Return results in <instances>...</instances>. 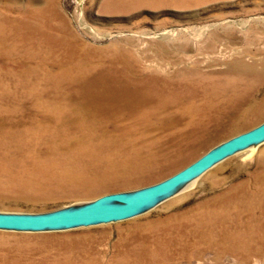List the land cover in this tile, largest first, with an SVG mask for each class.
Masks as SVG:
<instances>
[{
	"label": "rangeland",
	"instance_id": "1",
	"mask_svg": "<svg viewBox=\"0 0 264 264\" xmlns=\"http://www.w3.org/2000/svg\"><path fill=\"white\" fill-rule=\"evenodd\" d=\"M132 68L145 76L184 70L210 79L200 76L197 85L186 78L174 92L179 99L134 116L147 103L131 99L142 84L127 75ZM85 74L99 86L83 93L109 97L100 110L128 117L102 122L100 139L113 136L111 146H83L89 133L80 122L50 116ZM247 85L254 90L243 97ZM221 94L243 99L233 106ZM263 102L264 0H0V126L28 132L17 149H0V213L80 208L154 186L263 124ZM61 126L64 134L50 136ZM123 150L133 153L129 163ZM133 160L146 166L127 167ZM97 168L103 174L90 176L88 169ZM60 179L57 188L45 185ZM176 192L122 221L0 230V264H264V142Z\"/></svg>",
	"mask_w": 264,
	"mask_h": 264
},
{
	"label": "bare ground",
	"instance_id": "2",
	"mask_svg": "<svg viewBox=\"0 0 264 264\" xmlns=\"http://www.w3.org/2000/svg\"><path fill=\"white\" fill-rule=\"evenodd\" d=\"M133 63H136V62H133ZM129 64L130 63H128V66H129ZM133 65L135 66V64H133ZM133 65H131V66L133 67ZM138 65L139 64H137V67H138ZM131 66H130V68H131ZM136 68H132L130 74H127V75L132 79V82L134 81L133 82L134 84H137V82H141V81H142V84L136 85L135 89H139L140 93L133 95L131 97V99H140V100L145 101V103H147V110H145V111H142V110L141 111H134L133 110L134 116L135 115L139 116L140 114H144V115L156 114V113H158L159 107H161V105H163L166 101H169V100L170 101L171 100L176 101L177 99H179V97H180L179 94L174 93V92L178 91V88L181 87L183 80H186V78L189 81L192 80V82L193 83L195 82V84H197V85H200L202 83L201 82L202 77H204L203 78L204 82L206 81V79H210L209 75L200 74L198 72L184 71V70H181V71L179 70L175 75H172L171 77H166V78H160L158 76H148V75L145 76L142 73H141L142 75L138 74V72L141 70L136 69ZM196 74H198L199 77ZM200 76H202V77L200 78ZM90 78H91V76L89 74H85L83 76V78H81L82 82L79 86L76 87L77 89L75 92H72L70 94H69V92L65 93L66 95L65 94L64 95L67 96V99L63 100L62 103H55V106L53 107L52 112H50V116L53 115L54 120H55V118L60 119L64 123L65 122H73V121L80 122L83 129H85V131L87 133H89V134H87L88 139L86 141H81V142H84L83 146H88V147L93 146L97 149L100 145H102V146L105 145L106 147L111 146L113 144L112 140H114L113 136H109V137H105L104 139H100V135L98 132L100 130H102L101 128L105 125V124H102V122L105 120H111L114 118H116L118 120H126V119H128V117L126 116V114H123V115L121 113L114 114L112 111H108V113H106V112L100 110L101 104L108 103V101H110L109 97H104L103 95L96 94V93L89 94V95H86L85 93H83L82 90L85 87L92 89L93 87H97V85L99 86V84L93 85V83L90 82L92 78L91 79ZM135 80H139V81H135ZM231 84L233 85V83H231ZM215 86H217V85L215 84ZM253 87L254 86H252V85H247V88L241 93V95L243 97H246L247 91L252 92L254 90ZM144 88H146L147 91H144ZM154 89L159 90L160 93L154 91ZM167 89H170L171 92L169 94L165 95L164 93ZM208 89L211 90V88H208ZM208 89L206 88L205 90L208 91ZM221 95L222 96L218 97V98H220V100H224V101L228 100L227 101L228 104L233 105V106H235L236 104L238 105L239 104L238 102L242 101V99H243L242 96H235V95L230 96L231 98L226 99V97L224 98L223 94H221ZM68 104H72L73 107L70 109L67 108ZM81 105L91 106V107H93V109H91L90 111L83 110V112H81V111H79V107ZM225 105H226V102H225ZM262 105H263L262 107H264V102L262 103ZM2 123H3V126H0V149L1 150H3V149L4 150L17 149V147H18V145L16 143L17 138L19 136L24 137V135L22 133L28 135V132H19V130L17 128H14V125L12 123L11 124H9V123L6 124L5 122H2ZM52 129L53 130L50 133V136L52 134H56L57 136H59V134H64L62 126L57 127L56 129H54V128H52ZM97 137H98V139H97ZM130 147L132 148V150L136 149L135 148L136 146L134 144L130 145ZM252 147H254V146H252ZM252 147H249V148H252ZM128 148L129 147H126V149H128ZM249 148H247V149H249ZM123 152H124L123 157L125 158V160L127 162L128 161L130 162L131 161L130 156L133 153H127L126 150L125 151L123 150ZM129 152H133V151H129ZM135 152H137V151H135ZM151 154L152 153H149V157ZM80 156H81V154H80ZM149 157L146 159V157L144 156V158H142L143 159L142 162L147 164ZM127 158H129V159H127ZM79 160H80V158L78 159V161ZM133 161H135V160H133ZM133 161L130 164H128L129 163L128 162L127 167H129L131 169L139 170V169H143L144 166H146V165H144V166L143 165H136V161L135 162H133ZM60 166H61L60 167L61 169H65V168L68 169V167H67L68 165H66L64 163H61ZM88 172H90L89 173L90 176H101L103 174L101 169H98V168L97 169H91V170L88 169ZM106 175L107 174L105 173L103 176H106ZM84 177L85 176L77 178L75 180L78 183H80L81 181L84 182V179H83ZM196 178L190 179V180L182 183L180 186L176 187L172 191H169L168 193L162 195L161 197L156 198L150 204H148L147 206L142 208V210H146L148 208H151V207L159 204L158 203L159 200H162L161 202H163V201L171 198L172 196L177 194L176 191L179 187L187 184L188 182H190ZM60 182H61V179L59 181H57L56 183H52V181L50 180V181H46L45 185L50 184V190H51V189L57 188Z\"/></svg>",
	"mask_w": 264,
	"mask_h": 264
},
{
	"label": "water",
	"instance_id": "3",
	"mask_svg": "<svg viewBox=\"0 0 264 264\" xmlns=\"http://www.w3.org/2000/svg\"><path fill=\"white\" fill-rule=\"evenodd\" d=\"M262 142L264 123L216 146L175 175L135 194H110L80 208L44 214L0 213V230L60 231L129 219L144 211L142 208L156 198L200 176L225 159Z\"/></svg>",
	"mask_w": 264,
	"mask_h": 264
}]
</instances>
